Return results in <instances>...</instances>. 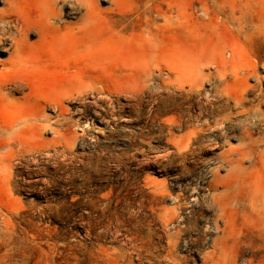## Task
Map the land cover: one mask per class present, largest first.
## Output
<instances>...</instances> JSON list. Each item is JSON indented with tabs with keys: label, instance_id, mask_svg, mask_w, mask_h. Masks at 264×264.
I'll return each mask as SVG.
<instances>
[{
	"label": "rangeland",
	"instance_id": "obj_1",
	"mask_svg": "<svg viewBox=\"0 0 264 264\" xmlns=\"http://www.w3.org/2000/svg\"><path fill=\"white\" fill-rule=\"evenodd\" d=\"M67 3L78 22L86 9ZM234 3L264 18V0H98L97 61L45 64L20 86L0 74V264H175L166 226L184 221L197 225L174 254L215 264L214 228L195 242L216 214L212 171L227 173L261 88L235 106L219 59L233 41L264 55ZM251 226L238 218L216 264H264Z\"/></svg>",
	"mask_w": 264,
	"mask_h": 264
},
{
	"label": "bare ground",
	"instance_id": "obj_2",
	"mask_svg": "<svg viewBox=\"0 0 264 264\" xmlns=\"http://www.w3.org/2000/svg\"><path fill=\"white\" fill-rule=\"evenodd\" d=\"M0 1V50L6 49L8 53L6 58L0 59L2 76L17 80L45 64L62 63L65 60L72 61L78 68L85 62L99 59V50L93 39L96 31L93 19L99 9L98 0H77L86 9L78 22L65 17L63 9L68 4L67 0ZM236 7L235 3L232 4L231 14L234 20L243 24L242 29L249 31L252 28L264 34V18L244 22L246 13L240 9L243 14L236 17ZM32 35L36 38L33 39ZM228 47L230 58L221 57L219 62L232 70L233 78L228 85L232 89L235 106H246L248 100L245 93L260 85L261 88L251 100L252 105L245 109L253 121L244 128L240 137L241 145L229 149L226 157L229 165L227 173L222 175L220 167L212 171L211 201L216 214L213 223L207 224L203 236L195 239V242L207 243L214 228L216 235L212 238L213 248L206 253L205 261L215 264L223 257L227 242L237 238L234 229L238 218L253 225L251 232L264 238V55L255 50L249 52L239 41H233ZM177 58L173 61L175 67L180 66ZM249 77H255L257 83H249ZM16 82L22 85L21 80ZM246 161L250 163L248 166H245ZM184 224L181 227L182 223L179 222L174 232L170 230L169 224L166 226L169 244L174 251L183 235L197 222L184 221ZM174 251L171 249L169 255L173 256L175 264H182V257L174 254Z\"/></svg>",
	"mask_w": 264,
	"mask_h": 264
}]
</instances>
